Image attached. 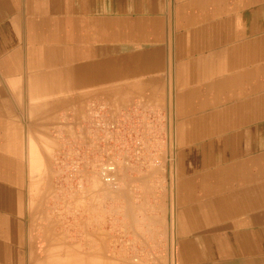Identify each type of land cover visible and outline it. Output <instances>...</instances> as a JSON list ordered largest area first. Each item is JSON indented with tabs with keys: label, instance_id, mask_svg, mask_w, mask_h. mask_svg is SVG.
<instances>
[{
	"label": "crops",
	"instance_id": "0c3cea01",
	"mask_svg": "<svg viewBox=\"0 0 264 264\" xmlns=\"http://www.w3.org/2000/svg\"><path fill=\"white\" fill-rule=\"evenodd\" d=\"M100 101L167 134L128 158L164 206L35 237L51 134ZM0 264H264V0H0Z\"/></svg>",
	"mask_w": 264,
	"mask_h": 264
},
{
	"label": "rangeland",
	"instance_id": "374dc122",
	"mask_svg": "<svg viewBox=\"0 0 264 264\" xmlns=\"http://www.w3.org/2000/svg\"><path fill=\"white\" fill-rule=\"evenodd\" d=\"M119 111V117L113 116L106 102H97L88 111L82 130L72 128L59 135L51 134L57 142L52 141V148L47 150L46 173L37 182L36 187L40 188L35 190L36 196L29 198L27 217L36 227L31 230L35 237L42 233L37 226L43 223L64 226L65 242L74 248L77 221L84 225L106 223L108 219L121 223L128 215L145 220L157 215L154 210L164 206L166 181L154 177L164 173L165 167L161 163L130 166L128 158L144 156L155 162L154 158L165 151L167 134L144 126L149 120L154 122L153 117L145 121L135 114L124 119V112ZM145 171L150 175H144ZM38 176L36 181L41 179Z\"/></svg>",
	"mask_w": 264,
	"mask_h": 264
},
{
	"label": "bare ground",
	"instance_id": "6f19581e",
	"mask_svg": "<svg viewBox=\"0 0 264 264\" xmlns=\"http://www.w3.org/2000/svg\"><path fill=\"white\" fill-rule=\"evenodd\" d=\"M30 148V147H29ZM29 151V150H28ZM33 151V150H32ZM31 152V151H30ZM29 157V156H28ZM32 158V157H31ZM30 159V158H29ZM36 167V166H35ZM111 179H113V178H107L106 180L107 181H111ZM113 186V185H112ZM104 196V195H103ZM130 202V201H129ZM142 203V202H141ZM130 207V206H129ZM157 223H158V221H157ZM173 256V255H172ZM45 258V257H44Z\"/></svg>",
	"mask_w": 264,
	"mask_h": 264
}]
</instances>
